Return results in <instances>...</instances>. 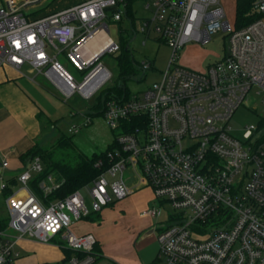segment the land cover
<instances>
[{"label": "built area", "instance_id": "obj_1", "mask_svg": "<svg viewBox=\"0 0 264 264\" xmlns=\"http://www.w3.org/2000/svg\"><path fill=\"white\" fill-rule=\"evenodd\" d=\"M33 1L0 0V68L27 65L65 100L76 93L94 98L113 78L101 58L120 49L108 23L122 19L128 0H87L48 15L30 12ZM142 1L150 12L143 18V43L162 41L171 48L167 68L144 90L131 89L130 99L108 101L101 113L91 111L96 102L87 113L71 112L69 134L101 116L114 138L95 163L101 173L64 198L48 199L64 182L53 175L38 185L44 198L36 195L31 182L44 169L40 157L12 176L9 161L0 160V190L9 191L0 264H14L16 244L25 237L71 251L59 262L39 264H95L96 236L77 234L73 225L128 197L130 178L153 190L155 204L142 214L166 224L153 228L160 229L161 264H264V126L250 124L238 138L229 123L253 88L264 92V0L253 4L262 17L240 29L227 19L222 0ZM219 31L229 34L221 57L202 71L180 64L186 45L206 44ZM99 33L104 42L89 52L87 43ZM67 49L84 72L81 83L58 60ZM140 67L143 79L154 59L144 58Z\"/></svg>", "mask_w": 264, "mask_h": 264}, {"label": "rangeland", "instance_id": "obj_2", "mask_svg": "<svg viewBox=\"0 0 264 264\" xmlns=\"http://www.w3.org/2000/svg\"><path fill=\"white\" fill-rule=\"evenodd\" d=\"M17 1L22 2V0ZM47 1L48 0L33 1L28 5V10H30V12H35V14H40L44 11L45 5L52 0L48 1L46 4ZM222 2L227 14V19L232 26H235L236 0H222ZM144 7L145 1H140L138 4L136 3L138 11L134 14L136 17L134 27L138 30L137 37H132L129 34V32H133V24L131 18L126 14H124L121 22H113L110 20L108 23L109 36L113 38L119 46L124 44L125 40L130 39L129 44L136 61L135 69L137 74L136 78H132L128 81V85L130 89L136 92L144 90L154 81L159 80L161 72L165 71L171 57V48L164 42L152 40L151 43H147L150 41L148 40L145 44L143 43L145 35L141 32V28L144 25V20L141 16L150 13L149 10ZM228 42L229 34L225 31H219L214 34L212 39L206 44L191 42L180 51L179 62L187 68L202 71L208 64L212 63L225 53ZM68 53H70V49H67L65 53L61 54L58 57V60L71 73V75H73L75 81L81 83L84 72L79 70L72 63L67 56ZM120 53L121 51L119 49L116 53H108L101 58L103 64L108 67L113 74L112 80L107 83L105 88L115 85L120 76V66L117 58ZM147 57L154 59V68L149 70L143 79H140V77L143 76L140 62ZM21 72L26 75V78L33 79L35 84H38L34 89H38L39 93L43 95L37 97L44 110V115L40 117L41 123L44 126V136L39 140L42 147L45 149L53 148L54 143L59 137H61V135L72 142V147L65 150L55 148L57 149L55 152L57 158H63L66 153L73 152V150L78 152L81 150L90 155L104 152L110 147L114 138V133L107 125L105 119L101 116L94 117L93 123L88 127H84L79 133L69 134L67 132V127L72 120V117H70L71 112H89L90 107L95 101H97V97L101 91L92 99H85L76 93L73 97L65 100L52 82L48 81L42 75L37 74V72L31 67L25 65L21 69ZM256 90V88H253L248 94L245 102L237 109L229 122L233 128V134L238 138H242L246 127L250 124L260 126L261 129L262 126H264V92L258 94L256 93ZM81 120L82 117L76 119L77 122H81ZM263 131L264 128L260 132ZM35 192L40 199L44 198L43 192ZM117 202L115 203V206L110 205L107 207V210L101 213V216L104 219L103 226L101 230L97 229L96 232H94L99 237L101 243L105 244L106 247L104 254L105 257H101L96 263L115 264L114 258L110 254L118 251L121 247L126 250L127 245L130 242V254H136L138 259L142 260L144 264H161L158 260L159 243L157 241L160 229L155 231H152V229L155 226L163 228L166 224L161 222L158 223L159 220L150 215H140L141 213L139 212H142V210L146 208L139 205L142 204L140 196L135 200L138 204H130V212L128 208L120 206L122 204ZM87 203L88 206H90L91 200L89 197H87ZM166 208L170 214L174 212L169 206ZM8 217L7 211L1 209L0 218L7 219ZM161 219H165V217H161L160 220ZM56 240L60 243L64 242L60 238H57Z\"/></svg>", "mask_w": 264, "mask_h": 264}, {"label": "crops", "instance_id": "obj_3", "mask_svg": "<svg viewBox=\"0 0 264 264\" xmlns=\"http://www.w3.org/2000/svg\"><path fill=\"white\" fill-rule=\"evenodd\" d=\"M84 1L87 0H52L45 5L44 11L37 15H48ZM140 1L142 2V0L131 1V6L135 14L138 11L136 3L138 4ZM148 15L141 17L143 19ZM96 37L93 38L94 40L91 39L87 44L86 49L89 52L96 53L104 42L106 35L99 33ZM151 41L147 43H151ZM37 85L33 79L26 78V75L21 70L11 66L0 68V160L7 159L9 161L10 166L7 170V175L10 176L15 175L29 162L24 163L21 156L33 148L36 143H39V140L44 136V126L40 120V117L44 115V110L37 99V97L43 95L39 93L38 89H34ZM54 178L58 181L56 176ZM129 185L133 188V192L118 202L122 204L120 206L128 208L130 212V204H138L135 200L140 196L142 204L139 205L146 207L142 212H139L142 215L144 210L155 204L153 190L148 185H142L137 178H130ZM8 194L9 191L0 190V211L1 209L6 210L9 216L6 203ZM112 205L115 206V203ZM107 207H104L101 212L93 213L87 219L76 222L73 225V230L77 234L93 233L96 236V251L98 253L96 262L101 257H105V244L101 243L99 237L94 232L97 229L101 230L104 222L101 213L107 210ZM7 220L8 218H0V223ZM0 231H7V228L0 229ZM9 232L13 233V231ZM7 238V236L2 235V240H6ZM16 249L20 255L15 259L14 264L55 263L67 256L61 244L56 242L43 243L28 237L19 240L16 244ZM110 255L114 258L115 264H144L142 260L138 259L136 254H130V242L126 250L121 247L118 251Z\"/></svg>", "mask_w": 264, "mask_h": 264}, {"label": "trees", "instance_id": "obj_4", "mask_svg": "<svg viewBox=\"0 0 264 264\" xmlns=\"http://www.w3.org/2000/svg\"><path fill=\"white\" fill-rule=\"evenodd\" d=\"M131 1L128 0V6L124 14H126L132 20V31L129 32L130 36L135 35V13L133 7L131 6ZM254 0H236V17H235V27L237 29L243 28L255 21L262 16L255 12L254 10ZM123 14V16H124ZM121 20L117 22H121ZM130 39L125 40V43L120 45V51L118 58V63L120 66V76L118 77L115 85L104 88L97 97L96 103L91 108V111L94 113H101L104 111L108 101L112 99H117L119 101H125L131 98L132 91L128 85V81L132 78H136V69H135V59L129 46ZM264 121V119H263ZM51 149L44 148L39 143L31 148L28 152L24 153L21 156V159L24 163L33 159L34 157H40L44 169L41 173L35 175L31 184L35 191L42 193L38 188L39 183L46 179L49 175H54L58 181L63 180L64 182L58 188L52 191L49 194L48 199H57L64 198L74 190L80 188L86 183L91 182L95 177L101 173V169L95 166L96 161L99 158L105 157V152L86 154L73 150V152H68L63 158H57L55 152L57 149L65 150L72 147V142L69 141L66 137L62 136L57 139ZM57 146V147H56ZM57 148V149H55ZM109 148H112L110 146ZM90 217V216H89ZM8 225V220L0 223V229H6ZM97 250V246L95 247ZM64 252L67 256L71 255V251L64 249Z\"/></svg>", "mask_w": 264, "mask_h": 264}, {"label": "bare ground", "instance_id": "obj_5", "mask_svg": "<svg viewBox=\"0 0 264 264\" xmlns=\"http://www.w3.org/2000/svg\"><path fill=\"white\" fill-rule=\"evenodd\" d=\"M96 38H98V37H96ZM102 38V37H101ZM94 40V39H93ZM88 44V43H87ZM94 49V48H93ZM94 51H96V50H94Z\"/></svg>", "mask_w": 264, "mask_h": 264}, {"label": "water", "instance_id": "obj_6", "mask_svg": "<svg viewBox=\"0 0 264 264\" xmlns=\"http://www.w3.org/2000/svg\"><path fill=\"white\" fill-rule=\"evenodd\" d=\"M129 46H130V44H129ZM152 231H153V229H152Z\"/></svg>", "mask_w": 264, "mask_h": 264}]
</instances>
